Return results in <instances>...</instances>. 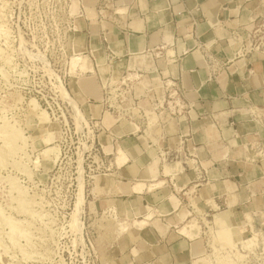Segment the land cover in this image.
<instances>
[{
  "label": "crops",
  "instance_id": "crops-1",
  "mask_svg": "<svg viewBox=\"0 0 264 264\" xmlns=\"http://www.w3.org/2000/svg\"><path fill=\"white\" fill-rule=\"evenodd\" d=\"M76 1L75 47L88 67L118 83L136 73L133 92L142 105L165 94V78L194 104L183 117L164 114L157 146L151 144L159 140L157 128L138 131L118 117L109 94H88L97 102L90 110L111 167L95 192L128 227L108 250L111 263L202 264V217L212 218L213 228L263 231L264 55L243 50L237 36L244 39L260 18V0ZM205 54L215 61V75ZM183 139L196 147L207 181L198 182L180 157Z\"/></svg>",
  "mask_w": 264,
  "mask_h": 264
},
{
  "label": "rangeland",
  "instance_id": "rangeland-1",
  "mask_svg": "<svg viewBox=\"0 0 264 264\" xmlns=\"http://www.w3.org/2000/svg\"><path fill=\"white\" fill-rule=\"evenodd\" d=\"M77 4L0 0V264H112L108 250L128 228L95 192L111 167L89 95L121 103L76 50ZM202 218V264H264V230L224 239L229 227Z\"/></svg>",
  "mask_w": 264,
  "mask_h": 264
},
{
  "label": "built area",
  "instance_id": "built-area-1",
  "mask_svg": "<svg viewBox=\"0 0 264 264\" xmlns=\"http://www.w3.org/2000/svg\"><path fill=\"white\" fill-rule=\"evenodd\" d=\"M238 38L241 39V43L243 44V50L247 52H259L264 55V15L261 14L258 20H254L251 26L247 29V35L243 39L239 35ZM104 41L107 42V39L104 38ZM109 49L111 60L114 59V53ZM93 57V56H92ZM205 62L209 69H211V73L214 75L217 73V67L215 61L211 56L205 54L204 56ZM96 67H99L96 65ZM101 84L103 83V89L106 87L118 86L119 93L118 97L120 99V103L117 107V115L118 117L129 120L133 123L138 131L150 133L152 129L160 128L158 131L159 140H152L151 144L159 146L160 141L164 140L163 136V114L167 113L171 118L177 119L183 117L186 113L190 112L194 104L191 102H187L182 97V92L180 85L176 82L171 81L169 78H165L161 80V88L165 91V94L157 98L154 102H151L147 108L150 111L158 113L159 118L157 121L153 122L150 125L148 116L146 114V107L142 106L140 103V99L133 92V79L130 78L129 74L123 78L119 83L115 81H103L100 78ZM124 89V91H123ZM186 145V139H183L180 144L179 154L184 160H186L191 169L196 174V180L200 183L207 181V169L202 164V161L197 155L196 147L192 146V148H188ZM159 155L163 157L165 162V155L167 154L164 149L159 148Z\"/></svg>",
  "mask_w": 264,
  "mask_h": 264
},
{
  "label": "bare ground",
  "instance_id": "bare-ground-1",
  "mask_svg": "<svg viewBox=\"0 0 264 264\" xmlns=\"http://www.w3.org/2000/svg\"><path fill=\"white\" fill-rule=\"evenodd\" d=\"M260 2H261V4H262V7H263V15H264V0H260ZM259 53V52H258ZM135 74V76H137V74L136 73H134ZM132 76L133 75H131L130 76V78H132ZM149 111L150 110H147L146 111V114H147V116H148V119H149V122H150V125H152V123L153 122H155V121H157V119L159 118V115H158V113H156L155 114V112H153L154 114H155V116H156V119H155V121H151L150 120V117H149ZM164 115V114H163ZM160 130V128H157V130H156V133L158 134V131ZM90 136V135H89ZM80 209V208H79ZM123 230H125V229H123ZM241 231V230H240ZM253 231V230H252ZM225 233H219L220 234V237H222V238H224V239H226V238H231V236L232 237H235V234L233 233V230L232 229H230V228H227L226 229V231H224ZM216 234V233H215ZM241 234H244V232H243V230L241 231ZM242 236H244V235H242ZM217 238V237H216ZM245 239L244 240H242V247H243V249L244 250H246V251H251V249L255 246V242H254V238L253 237H247V236H245L244 237ZM221 239V238H220ZM219 239V240H220ZM223 239V240H224ZM232 240V239H231ZM232 245V244H231ZM234 248H235V246H233ZM232 247V248H233Z\"/></svg>",
  "mask_w": 264,
  "mask_h": 264
}]
</instances>
